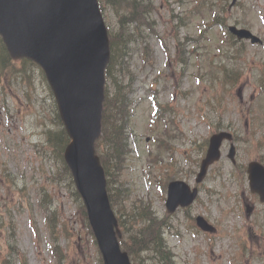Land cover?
<instances>
[{
	"label": "rangeland",
	"instance_id": "rangeland-1",
	"mask_svg": "<svg viewBox=\"0 0 264 264\" xmlns=\"http://www.w3.org/2000/svg\"><path fill=\"white\" fill-rule=\"evenodd\" d=\"M150 1L156 7L152 14L155 29L172 58L167 67L168 54L156 37L147 38L153 50L150 63L145 62L139 47H131L135 83L130 130L134 136L129 140L132 154L128 156L122 181L131 194L127 207L143 199L162 219L167 215L166 196H162L158 183L166 179L161 165L170 164V157L149 142L150 150L161 154L163 160L160 166L150 167V146L146 140L155 136L151 116L154 96L167 108L166 116L174 120L168 127L173 129L170 135H184L174 140L175 160L181 169L176 174L178 180L194 185L189 171L197 169L201 149L190 154V140L204 144L210 136V125L229 127L237 134L238 164L246 166L256 158L264 159V46L238 44L235 39L236 43L223 44L224 34L215 28L207 33V40L195 44L186 41V49L181 48L175 58L176 39H199L203 19H208L209 12L203 18L202 11L194 10L198 0ZM204 3L209 11L211 2ZM256 6L262 9L264 0H239L236 7L228 6V13L221 16L228 20V25L247 28L264 40ZM105 13L107 23L115 28L113 6L108 5ZM176 17L184 21L177 24ZM14 76L11 80L6 74L0 75V252L5 258L10 245L16 244L24 264H59V255L62 264H98L94 239L68 182L52 184L49 180L52 174L63 170V154L59 157L57 151L53 154L46 146V131L58 127L52 92L38 67L28 64ZM164 132L160 124V133ZM228 149L227 145L223 161L208 176L193 207L194 212L205 213L221 229L212 246L207 245L209 240L202 242L201 235L194 238L191 234H183L184 242L179 243L168 230L165 239L177 257L176 264H264V208L259 207L262 213L255 217L246 218L242 202L250 194L243 181L233 179ZM4 175L16 179V186ZM46 188L52 197L46 198L45 203L55 202L57 212L54 232L46 219L45 207L40 205ZM16 261L12 259L10 264H20ZM135 264L157 263L141 254Z\"/></svg>",
	"mask_w": 264,
	"mask_h": 264
},
{
	"label": "water",
	"instance_id": "water-1",
	"mask_svg": "<svg viewBox=\"0 0 264 264\" xmlns=\"http://www.w3.org/2000/svg\"><path fill=\"white\" fill-rule=\"evenodd\" d=\"M98 23L102 26L95 0H0V34L12 56L38 62L55 90L61 117L73 139L66 160L88 209L104 264H130L120 250L103 171L94 156L106 66L101 56L105 38L103 42L99 38ZM95 40L99 43L93 45ZM91 46L95 51H88ZM74 55L86 66L73 70L70 60ZM179 185L183 184L170 188L171 207L176 205V196L188 191Z\"/></svg>",
	"mask_w": 264,
	"mask_h": 264
},
{
	"label": "trees",
	"instance_id": "trees-1",
	"mask_svg": "<svg viewBox=\"0 0 264 264\" xmlns=\"http://www.w3.org/2000/svg\"><path fill=\"white\" fill-rule=\"evenodd\" d=\"M132 5V4H131ZM131 8V7H130ZM132 10V9H131ZM135 11H137V15H134L135 16V19L136 20H138V21H141V22H145V19H144V10L141 8V7H139V6H134V8H133V13L135 12ZM146 13V12H145ZM124 19V18H123ZM147 20V19H146ZM123 38V37H122ZM125 103L119 108L120 109V111H121V109H123V108H125ZM107 103H106V105H105V113H106V110H107ZM105 115V114H104ZM107 116V115H106ZM106 120H107V117H105V122H106ZM104 122V132H105V134H104V136H103V139H102V141H101V143H107V147H115V145L120 141V138H121V127L119 126V125H114L113 127H110V129H109V125L107 124V123H105ZM60 140V139H59ZM65 140H66V144H67V142H68V139H67V137L65 138ZM100 143V144H101ZM59 145V144H58ZM114 158L115 157H109V156H105V155H102L101 156V159H102V162H103V164H104V166L106 167V169H107V174H109V170H108V168H109V163L111 164L112 163V161L114 160ZM120 163H121V161H120ZM64 171H65V174L66 175H70L69 174V171H68V169L65 167L64 168ZM69 178H70V176H69ZM70 183H71V186H72V181H71V179H70ZM74 195L77 197V193H74ZM148 235L150 236V238H152L151 240H148L146 243H149V242H151V244H153L154 243V240L155 239H158V234L155 232V229H152L150 232H148Z\"/></svg>",
	"mask_w": 264,
	"mask_h": 264
},
{
	"label": "bare ground",
	"instance_id": "bare-ground-1",
	"mask_svg": "<svg viewBox=\"0 0 264 264\" xmlns=\"http://www.w3.org/2000/svg\"><path fill=\"white\" fill-rule=\"evenodd\" d=\"M80 12V11H79Z\"/></svg>",
	"mask_w": 264,
	"mask_h": 264
}]
</instances>
